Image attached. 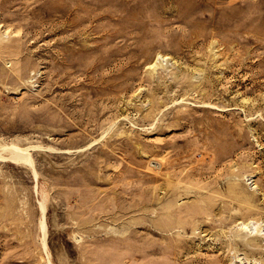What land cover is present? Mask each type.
<instances>
[{
  "label": "rangeland",
  "instance_id": "1",
  "mask_svg": "<svg viewBox=\"0 0 264 264\" xmlns=\"http://www.w3.org/2000/svg\"><path fill=\"white\" fill-rule=\"evenodd\" d=\"M0 264H264V0H0Z\"/></svg>",
  "mask_w": 264,
  "mask_h": 264
},
{
  "label": "bare ground",
  "instance_id": "2",
  "mask_svg": "<svg viewBox=\"0 0 264 264\" xmlns=\"http://www.w3.org/2000/svg\"><path fill=\"white\" fill-rule=\"evenodd\" d=\"M13 147V146H12ZM12 150V155L11 157L13 159H16V160H22V161H26L27 162H30L32 161V158H31V155L28 154L25 150L21 149V148H17V147H13L11 148ZM8 158V157H7ZM34 162V161H33ZM45 209H46V206L42 203V210L43 212H45ZM41 225L46 227V224H45V221L42 219L41 221ZM44 229V228H43Z\"/></svg>",
  "mask_w": 264,
  "mask_h": 264
}]
</instances>
